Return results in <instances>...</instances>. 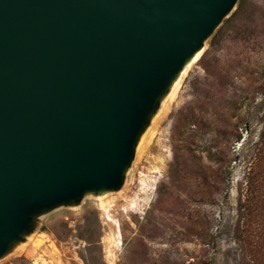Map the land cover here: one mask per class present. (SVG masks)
I'll use <instances>...</instances> for the list:
<instances>
[{
  "label": "water",
  "instance_id": "water-1",
  "mask_svg": "<svg viewBox=\"0 0 264 264\" xmlns=\"http://www.w3.org/2000/svg\"><path fill=\"white\" fill-rule=\"evenodd\" d=\"M236 0H0V258L41 210L119 188L159 97Z\"/></svg>",
  "mask_w": 264,
  "mask_h": 264
},
{
  "label": "rangeland",
  "instance_id": "rangeland-1",
  "mask_svg": "<svg viewBox=\"0 0 264 264\" xmlns=\"http://www.w3.org/2000/svg\"><path fill=\"white\" fill-rule=\"evenodd\" d=\"M204 43L121 192L36 212L0 264H264V0H236Z\"/></svg>",
  "mask_w": 264,
  "mask_h": 264
},
{
  "label": "bare ground",
  "instance_id": "bare-ground-1",
  "mask_svg": "<svg viewBox=\"0 0 264 264\" xmlns=\"http://www.w3.org/2000/svg\"><path fill=\"white\" fill-rule=\"evenodd\" d=\"M204 48H205V43H203L202 46L196 52H194L190 57H188L185 60L184 64L180 68L179 72L173 77V79L170 81V83L165 88V91L163 92V94L159 97L157 103H160V109H159V111H153L150 114L146 125L142 128L143 129L142 132H144V133L143 134L141 133L137 137V141H136V145L134 147V152H133L132 158H134V156L136 155V152L138 151V148L141 146V142L145 136V133L150 129L152 124L155 122V120L158 117V115L160 114L164 104L167 102V99L171 95L173 87L175 86V84L180 79H182V74L184 73L186 68L191 66L194 62H196V60L199 57V53L203 52ZM120 192L121 191L119 188H115V189L98 188V189H93L91 191H88L86 194L91 196L93 200L97 199L99 202V205L102 208H104L105 207V201L104 200H105L106 195H109V194L115 195V194H119ZM35 235H36V232L33 229H30V230L23 232L22 235L20 236L19 240L14 241L9 245L8 250L6 251L5 255L15 253L16 251L21 249L23 246L27 245L30 242H33L35 240Z\"/></svg>",
  "mask_w": 264,
  "mask_h": 264
}]
</instances>
